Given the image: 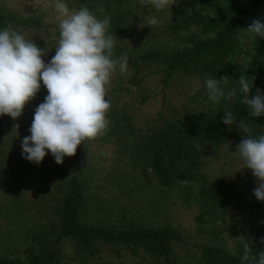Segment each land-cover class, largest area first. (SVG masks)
<instances>
[{"label":"rangeland","instance_id":"rangeland-1","mask_svg":"<svg viewBox=\"0 0 264 264\" xmlns=\"http://www.w3.org/2000/svg\"><path fill=\"white\" fill-rule=\"evenodd\" d=\"M203 0H171L169 8L157 11L150 0H65L70 10L87 8L98 19L110 17L109 34L116 36L114 57L127 55L129 70L118 71L107 86V128L97 137L78 146L76 155L65 157L62 165L49 153L39 165L22 157L21 143L37 106L47 90H41L13 120L0 117V259L7 264H26L41 253H55L54 264H199L204 248L231 256L248 249L264 250V202L253 190L259 181L235 154L239 143L231 142L214 151L194 144L199 168L191 181L160 186L146 167L160 130L197 120L210 112L227 109L242 95L237 81L246 76L257 45L264 38H237L236 55L228 62L221 87L225 95L217 103L208 99L202 61L191 72L167 76L164 66L143 57L149 53L186 55L205 49L217 34L203 26L214 15L199 6ZM174 3V4H173ZM171 4H173L171 6ZM0 11L17 20L34 19L39 26L7 28L46 49L45 63L55 55L59 41V20L55 0H0ZM156 16L158 24L147 25ZM189 28L174 32V24ZM264 19V6L254 21ZM253 23V21H252ZM258 66H256V76ZM249 79L251 81L252 79ZM226 78V79H225ZM254 87V82H253ZM253 89V88H252ZM235 91L236 95H230ZM264 128V116L241 123L240 139ZM73 179H87L91 202L81 214L89 226L117 230L123 217L146 228L173 236L167 257L134 246L99 245L87 249L61 233L60 210ZM228 186L224 211L210 203L215 186Z\"/></svg>","mask_w":264,"mask_h":264},{"label":"clouds","instance_id":"clouds-1","mask_svg":"<svg viewBox=\"0 0 264 264\" xmlns=\"http://www.w3.org/2000/svg\"><path fill=\"white\" fill-rule=\"evenodd\" d=\"M170 2L150 0L157 11L168 9ZM55 11L60 18L59 41L47 63L43 59L46 49L14 30L0 28V117L18 119L41 90V82L47 90L44 101L35 109L30 135L21 143L22 157L37 165L49 153L57 165H62L65 157L76 155L81 143L103 133L109 123L107 86L114 73L123 75L129 70L127 55L114 57L117 38L109 34L110 17L98 19L87 8L70 10L65 0H55ZM144 22L151 28L158 24V18L152 16ZM245 31L250 39L264 38V19L253 21ZM222 80L205 78L208 99L213 103L225 95ZM237 83L250 116H264V93L257 89L248 95L253 79L240 75ZM222 123H235L231 111L224 113ZM235 154L241 158L243 169L250 170L259 181L253 195L264 202V134L243 138ZM249 247L245 243V248ZM257 256L254 264H264V251ZM243 259L249 261L247 255Z\"/></svg>","mask_w":264,"mask_h":264},{"label":"trees","instance_id":"trees-1","mask_svg":"<svg viewBox=\"0 0 264 264\" xmlns=\"http://www.w3.org/2000/svg\"><path fill=\"white\" fill-rule=\"evenodd\" d=\"M199 6L214 15L215 19L204 25L202 30L207 34L216 33L215 41L196 53L186 55L149 53L143 59L161 63L167 76L178 71L191 72L193 66L204 61L207 63L202 68L204 73L208 77L222 79L228 62H232L236 55L237 38L247 34L245 30L254 21L258 10L264 6V0H203ZM183 19V25L174 24L171 27L174 32L189 28L188 16H183ZM8 24L17 27L39 26L37 20L31 18L17 20L4 16L0 11V28H7ZM256 66L258 71L254 77ZM246 76L249 79L254 77V87L248 94L249 97L255 94L257 89L264 93V44L256 46L255 57L246 71ZM228 111L233 113L235 123L226 126L222 123V118ZM249 120L250 113L243 103V94L238 95L227 109L206 113L197 120L174 128L172 133L169 128L160 130L156 140L157 147L152 149L144 163L160 186L191 181L199 168V156L193 147L194 144L197 143L199 146L205 144L217 151L231 142L240 143L237 128ZM261 134H264V128L256 131L251 137L256 138ZM89 185L87 179L83 181L73 179L68 187L60 210L61 233L64 237L90 250L95 249V244L134 246L167 257L173 240L169 232L146 228L142 223L126 216L118 224L117 230H109L100 225L89 226L82 222L81 214L91 202ZM228 191V186L218 185L209 193L210 203L215 209L225 210L229 198ZM261 251L264 250L251 248L231 256L207 247L201 250L199 264H249L253 258L258 259L257 254ZM245 255L249 257V261L243 259ZM55 258V253H41L30 256L26 264H54ZM0 264L7 262L0 259Z\"/></svg>","mask_w":264,"mask_h":264}]
</instances>
